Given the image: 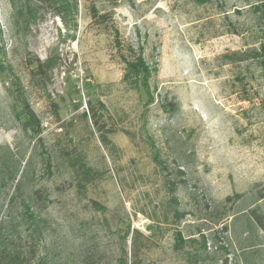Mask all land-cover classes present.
<instances>
[{"label":"rangeland","instance_id":"obj_1","mask_svg":"<svg viewBox=\"0 0 264 264\" xmlns=\"http://www.w3.org/2000/svg\"><path fill=\"white\" fill-rule=\"evenodd\" d=\"M255 2L79 0L74 27L46 8L26 22L0 0V154L20 160L16 180L0 177V245L31 264H117L137 230L140 264H245L234 217L264 185V70L243 59L263 40ZM92 5L110 19L94 20ZM113 28L156 68L152 101L122 79ZM48 57L56 66L38 67ZM24 102L39 134L21 126Z\"/></svg>","mask_w":264,"mask_h":264},{"label":"trees","instance_id":"obj_2","mask_svg":"<svg viewBox=\"0 0 264 264\" xmlns=\"http://www.w3.org/2000/svg\"><path fill=\"white\" fill-rule=\"evenodd\" d=\"M78 1L79 0H21L20 5L18 6L15 4V1L12 0V5L15 9L16 15L25 19L26 22L34 21L39 17H43V10L46 8L49 9L51 16L57 17L64 25H69V23L72 22V25L75 27ZM90 11L92 18L98 22H107L110 19L108 13H98L97 9L93 5L90 7ZM251 13L257 19L263 40L258 49L247 50L244 53L243 59H258L260 66L264 70V0H256V2L251 5ZM113 29L114 45L120 58L125 64L122 79L131 87L142 88L145 92L147 100L152 101L153 93L151 91L149 80L152 74L156 71V68L147 64L140 46L137 47L136 50H133V47L130 44H124L123 40H121L119 36L118 30L116 28ZM125 49L133 53V58H126L123 53ZM55 66L56 59H52L51 57L38 62V67L46 70H51ZM0 75L2 74L0 73ZM166 106L167 108L165 111H173L176 108V104L174 102H167ZM22 114L24 116L21 123L22 128L26 131L30 130L33 134H39L41 131L40 120L36 113L29 107L27 102H24ZM84 115L86 116V113H84ZM97 128L100 132L102 142L107 143L108 139L105 133L102 132L104 126L98 125ZM6 149L5 153L3 152L0 154V177L4 179L5 172V179L14 181L16 180L19 170L20 160H12V152L8 148ZM153 159L161 166L162 170L166 169L165 163L160 160L157 152L154 153ZM84 172L87 177H90V168H85ZM176 186L177 185L174 182H166L165 184L166 192L169 195V202H172V204L177 203V198L175 196ZM231 197L238 198L240 197V194L226 196L225 200L230 201ZM254 203L255 205L247 211L241 212L234 217V221L240 222L242 226L241 234L243 235V238L239 244V249L240 256L244 260L245 264H253V257L259 252V248L264 245V185L255 191ZM91 204L99 210L104 209V207L97 202L92 201ZM173 214L176 218H180L182 215V213L178 212L176 209ZM224 229H226V226H224ZM131 233L130 244L128 247L126 245V237L129 236L130 233L127 230L126 234L123 235V242L117 264H128V262H130V264H140V262L137 261L140 250L138 237L142 235V233L137 230L131 231ZM175 235L178 246L187 243L181 236L180 232H176ZM33 257L34 254H26V252L20 250V248L16 245H0V264H31ZM84 262L86 264H94L89 255H85Z\"/></svg>","mask_w":264,"mask_h":264}]
</instances>
